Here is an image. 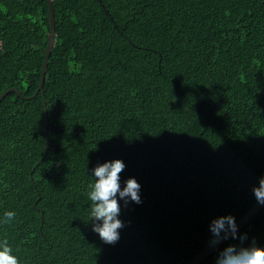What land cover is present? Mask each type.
<instances>
[{
	"label": "trees",
	"instance_id": "16d2710c",
	"mask_svg": "<svg viewBox=\"0 0 264 264\" xmlns=\"http://www.w3.org/2000/svg\"><path fill=\"white\" fill-rule=\"evenodd\" d=\"M52 2L33 97L48 3L0 0V96L21 94L0 101V243L18 264H188L213 220L237 223L257 202L264 0H102L110 16L98 0ZM116 159L142 202L117 194L124 227L107 244L88 186ZM253 242L264 248V209L201 264Z\"/></svg>",
	"mask_w": 264,
	"mask_h": 264
},
{
	"label": "clouds",
	"instance_id": "9594fccd",
	"mask_svg": "<svg viewBox=\"0 0 264 264\" xmlns=\"http://www.w3.org/2000/svg\"><path fill=\"white\" fill-rule=\"evenodd\" d=\"M124 168V163L119 159L98 165L93 169L95 182L88 186V198L91 201L89 220L93 222L92 230L107 244H115L120 238L118 230L124 227L118 218L120 204L117 194L125 204L129 199L137 204L142 202L139 195L141 186L134 178L127 179L126 186L121 190L119 174ZM253 193L257 202L264 205V177L259 179L258 187H253ZM14 217L13 211H6L4 223L12 221ZM99 221H102V224L98 223ZM237 231L235 217L228 215L216 218L210 225L212 243H218L221 238L227 239L229 235L236 239ZM0 264H18V259L12 254L7 241L0 243ZM216 264H264V248L257 247L255 242L249 247L239 249L235 245H229L219 253Z\"/></svg>",
	"mask_w": 264,
	"mask_h": 264
},
{
	"label": "water",
	"instance_id": "95a60500",
	"mask_svg": "<svg viewBox=\"0 0 264 264\" xmlns=\"http://www.w3.org/2000/svg\"><path fill=\"white\" fill-rule=\"evenodd\" d=\"M46 1L48 3L49 11H50V33H49V37H48V45H47L46 53H45V58H44V63H43V70H42V74H41V82H40L39 90L36 93V95H34L33 97L37 96L39 92H43V94H44V85H45L46 74H47V70H48V66H49L50 57H51V54H52V51H53L54 45H55L56 18H55L54 5H53L52 0H46ZM98 1L101 3V5L104 8L105 12L110 16L109 12L106 10L104 4L102 3V0H98ZM12 91H15L19 95H21L20 92L17 89H9V90L5 91L0 96V101L7 94H9ZM49 144H50L49 133H47V150H46V152L44 154V157L47 155V153L49 151ZM42 161L43 160H41L37 164V167L40 165V163ZM31 180L33 181L32 176H31ZM263 209H264V205H261L260 203L256 202L254 204V206L249 210V212L236 223L237 224V229H238L237 234L241 230H243V228H245L252 220H254L261 213V211ZM231 239H232L231 235H229L227 239L221 238L218 243L210 245L208 248L203 250L198 256H196L193 260H191L188 264H201L205 259H207L211 254H213L216 250H218L220 247H222L224 244H226Z\"/></svg>",
	"mask_w": 264,
	"mask_h": 264
}]
</instances>
